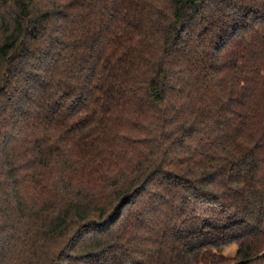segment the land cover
<instances>
[{"label":"trees","instance_id":"obj_1","mask_svg":"<svg viewBox=\"0 0 264 264\" xmlns=\"http://www.w3.org/2000/svg\"><path fill=\"white\" fill-rule=\"evenodd\" d=\"M0 264H264V0H0Z\"/></svg>","mask_w":264,"mask_h":264},{"label":"rangeland","instance_id":"obj_2","mask_svg":"<svg viewBox=\"0 0 264 264\" xmlns=\"http://www.w3.org/2000/svg\"><path fill=\"white\" fill-rule=\"evenodd\" d=\"M235 252V246L234 245H230L229 247H227L225 250H224V254L226 256H232Z\"/></svg>","mask_w":264,"mask_h":264}]
</instances>
